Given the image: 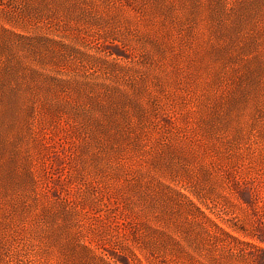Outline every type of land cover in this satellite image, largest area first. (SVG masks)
Instances as JSON below:
<instances>
[{
  "label": "rangeland",
  "instance_id": "rangeland-1",
  "mask_svg": "<svg viewBox=\"0 0 264 264\" xmlns=\"http://www.w3.org/2000/svg\"><path fill=\"white\" fill-rule=\"evenodd\" d=\"M26 2L0 264H264V0Z\"/></svg>",
  "mask_w": 264,
  "mask_h": 264
},
{
  "label": "trees",
  "instance_id": "trees-1",
  "mask_svg": "<svg viewBox=\"0 0 264 264\" xmlns=\"http://www.w3.org/2000/svg\"><path fill=\"white\" fill-rule=\"evenodd\" d=\"M18 4L20 6H22V9H23L22 14H26L27 8L30 7V4H28L26 2V0H0V5L5 6L7 8L15 7V5H18ZM22 14H21V16H22ZM17 25L20 28H22V31H21V33H14V35L17 36L18 40L20 41V44L22 45V48H24L26 45V38L28 37V35L23 34V32H25V30H26V25H27L25 23L23 17H21L19 20H17ZM4 32H5V30L3 29V27L0 23V45H2L4 47V51H6L7 54H9V53L14 51V46L13 45H6V44L2 43V40H4V38H3ZM30 38L38 39V37H36V36H32Z\"/></svg>",
  "mask_w": 264,
  "mask_h": 264
}]
</instances>
